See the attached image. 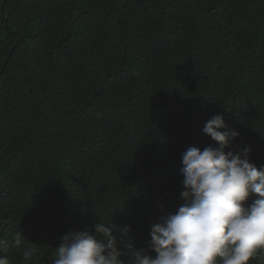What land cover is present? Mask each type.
Wrapping results in <instances>:
<instances>
[{"label":"trees","instance_id":"1","mask_svg":"<svg viewBox=\"0 0 264 264\" xmlns=\"http://www.w3.org/2000/svg\"><path fill=\"white\" fill-rule=\"evenodd\" d=\"M2 4L0 238L10 264H52L65 234L95 222L129 226L131 246L146 248L150 226L183 203L181 154L214 143L202 131L213 115L240 133L235 150L250 147L264 166V0ZM17 231L39 249L28 262L11 247Z\"/></svg>","mask_w":264,"mask_h":264},{"label":"clouds","instance_id":"2","mask_svg":"<svg viewBox=\"0 0 264 264\" xmlns=\"http://www.w3.org/2000/svg\"><path fill=\"white\" fill-rule=\"evenodd\" d=\"M202 131L214 143L181 154L183 203L150 226L146 248L131 246L129 226L95 222L92 230L65 234L52 264H250L264 257V166L250 162V147L235 150L240 133L222 114ZM118 243H128L129 251H119ZM11 247L22 249L25 262L39 255L19 231ZM8 251L0 238V264H10Z\"/></svg>","mask_w":264,"mask_h":264},{"label":"water","instance_id":"3","mask_svg":"<svg viewBox=\"0 0 264 264\" xmlns=\"http://www.w3.org/2000/svg\"><path fill=\"white\" fill-rule=\"evenodd\" d=\"M4 4H5V0H3V4H2V11H3V8H4ZM4 29L7 31V28H6V26H4ZM13 51V48L10 50V53L9 54H11V52Z\"/></svg>","mask_w":264,"mask_h":264}]
</instances>
